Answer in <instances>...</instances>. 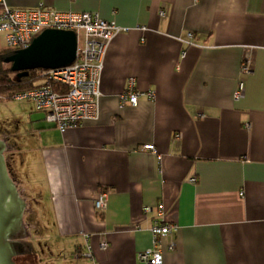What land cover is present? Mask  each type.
<instances>
[{"label":"crops","instance_id":"1","mask_svg":"<svg viewBox=\"0 0 264 264\" xmlns=\"http://www.w3.org/2000/svg\"><path fill=\"white\" fill-rule=\"evenodd\" d=\"M5 1L125 30L107 48L98 118L38 133L36 167L72 257L140 264L161 222L177 227L160 239L162 264H264V0ZM130 80L143 94L136 106L119 99ZM85 246L92 257L75 258Z\"/></svg>","mask_w":264,"mask_h":264},{"label":"built area","instance_id":"2","mask_svg":"<svg viewBox=\"0 0 264 264\" xmlns=\"http://www.w3.org/2000/svg\"><path fill=\"white\" fill-rule=\"evenodd\" d=\"M160 15L165 16V12L162 11ZM137 29L146 31L145 27ZM45 30L75 32L78 42L76 59L67 67L43 71V84L39 88L16 95L13 99H30L36 110L44 113V120L64 133L80 127L86 121L98 118L100 84L107 48L125 30L93 13L61 12L42 4L35 8H13L8 6L5 0H0V34L4 35L9 52L27 48L32 40ZM188 37L191 38L192 35L188 34ZM242 71L250 73V67L243 64ZM243 93L244 85L239 82L234 99L239 100ZM142 95L135 90L134 81L130 80L127 89L119 95L120 103L136 106ZM146 95L152 99L154 94ZM143 148L155 153L153 145H145ZM195 181L194 178L190 179L191 183ZM106 206L107 194L102 192L94 200V207L101 212ZM143 210L148 212L150 208L145 207ZM176 230L175 225L155 222L150 229L153 244L139 253L140 264H162L160 239ZM106 247L107 241L103 236L100 249L105 250ZM173 248L174 243H171L168 249ZM74 257L91 258L90 246H86V251H77Z\"/></svg>","mask_w":264,"mask_h":264},{"label":"rangeland","instance_id":"3","mask_svg":"<svg viewBox=\"0 0 264 264\" xmlns=\"http://www.w3.org/2000/svg\"><path fill=\"white\" fill-rule=\"evenodd\" d=\"M81 34H79V44ZM9 51L4 35L0 34V53ZM5 68H10L4 64ZM43 80H40L42 83ZM55 130L44 120L30 99H5L0 97V140L8 150L4 153L7 174L15 185L19 196L26 203L23 224L33 244L32 255L25 254L19 264H83L85 259H74L72 247L62 244L55 232L53 219L47 203L49 195L43 173L37 169L39 161L37 147L44 137L40 132ZM36 150H35V149ZM33 164V165H32ZM49 236V237H47ZM72 249V251L70 250Z\"/></svg>","mask_w":264,"mask_h":264},{"label":"water","instance_id":"4","mask_svg":"<svg viewBox=\"0 0 264 264\" xmlns=\"http://www.w3.org/2000/svg\"><path fill=\"white\" fill-rule=\"evenodd\" d=\"M77 46L75 32L45 30L27 48L0 55V60L20 80L32 70H58L71 65ZM7 150L5 141L0 140V264H15L13 258L27 251L22 242L16 241L28 236L23 224L26 203L7 174L4 162Z\"/></svg>","mask_w":264,"mask_h":264},{"label":"trees","instance_id":"5","mask_svg":"<svg viewBox=\"0 0 264 264\" xmlns=\"http://www.w3.org/2000/svg\"><path fill=\"white\" fill-rule=\"evenodd\" d=\"M9 53L4 51L0 55ZM41 70H32L28 76L20 80L16 79V75L11 73L9 68L4 67V63L0 60V97L5 99H13L16 95L26 93L30 90L39 88L42 84Z\"/></svg>","mask_w":264,"mask_h":264},{"label":"flooded vegetation","instance_id":"6","mask_svg":"<svg viewBox=\"0 0 264 264\" xmlns=\"http://www.w3.org/2000/svg\"><path fill=\"white\" fill-rule=\"evenodd\" d=\"M26 230H27V229H26ZM27 233H28V231H27ZM27 235H28V236L24 237L23 239L16 240V241L22 242V243L25 245V247L27 248V251H26L25 254L32 255L33 252H34V247H33V244L30 243V242L28 241V239H29V238H28V237H29V233H28ZM25 254L15 256V257L13 258L14 263H15V264H19L17 261H19L20 258H22V256H24ZM29 264H39V263H37V262H31V263H29Z\"/></svg>","mask_w":264,"mask_h":264}]
</instances>
